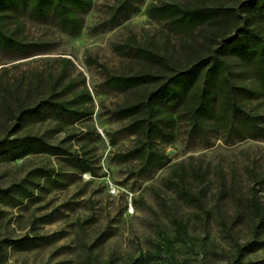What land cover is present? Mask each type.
Wrapping results in <instances>:
<instances>
[{"label":"rangeland","instance_id":"obj_1","mask_svg":"<svg viewBox=\"0 0 264 264\" xmlns=\"http://www.w3.org/2000/svg\"><path fill=\"white\" fill-rule=\"evenodd\" d=\"M170 1L202 0H142L136 13L115 26L110 13L117 0H93L76 35L47 20L25 16L21 32L34 43L35 51L26 57L0 52V79L6 82L55 69L59 56L72 61L74 68L69 73L84 76L94 112L90 120L69 127V133L77 134L70 141L71 148L78 150L86 143L104 175L73 172L62 158L47 154L32 153L14 161L0 155V188L35 169H54L56 179L46 184L41 179L33 195L17 206L8 204V199L0 201V240H18L7 248L3 264H237L233 243L252 239L251 220L240 204L249 190L245 168L264 171V139L229 144L213 136L209 146H202L180 132L161 144L168 161L147 178L132 174L138 169L137 162L117 161V154L134 144V136L117 134L120 123L106 115L105 109L121 101L122 95L104 86V76L134 68L133 51H118L132 37L138 43L162 46L167 54L179 49L180 38L164 22L146 14L149 4ZM87 124H92L96 133ZM43 128L45 125L40 131ZM103 130L114 134L115 145ZM83 133L85 138L78 141ZM174 171L183 174L186 187L202 194L204 208L210 210L208 216L179 195V177ZM57 172L61 174L55 175ZM259 189L264 201V184ZM237 197H241L239 203ZM238 207L241 212L236 216ZM34 218L39 219L32 225ZM221 221L230 226L223 229ZM104 229L106 239L98 245L95 236ZM26 235L45 238L21 248ZM262 257L264 249L242 261Z\"/></svg>","mask_w":264,"mask_h":264},{"label":"trees","instance_id":"obj_2","mask_svg":"<svg viewBox=\"0 0 264 264\" xmlns=\"http://www.w3.org/2000/svg\"><path fill=\"white\" fill-rule=\"evenodd\" d=\"M141 1L117 0L110 13L111 25L136 13ZM92 4L93 0H0V52L26 57L35 51L34 43L21 32L25 16L47 20L76 35ZM146 14L164 22L181 41L179 49L168 54L162 46L138 43L135 37L118 47L120 53L133 51L134 68L105 73L104 86L122 95L121 101L105 112L120 123L116 133L134 136V144L118 153L117 161L137 162L138 169L132 174L147 178L168 161L161 144L169 143L180 132L202 146H209L213 136L229 144L264 139V0L151 3ZM55 62L59 64L55 69L35 72L27 79H0V155L14 161L32 153L47 154L62 158L73 172L104 176L86 143L78 150H72L70 144L77 134L69 133V127L90 120L94 112L84 76L69 73L74 66L68 57L59 56ZM42 125L45 128L40 131ZM87 125L96 133L92 124ZM103 132L115 145L114 134ZM85 134L77 140H83ZM245 172L249 190L244 200L237 197V201L248 212L252 239L233 243L234 261L264 264V257L242 261L264 249V201L259 198L264 171L248 166ZM53 174L54 169L28 172L18 182L0 188V201L21 204L33 195L41 179L45 184L55 182ZM174 174L179 177V195L208 216L210 210L204 208L202 194L186 187L182 173ZM240 212L238 207L235 215ZM38 219H32L31 224ZM221 226L226 229L230 225L221 221ZM105 232L95 236L98 245L105 241ZM25 238L21 248L45 236ZM17 241L8 237L0 240V264L6 260L7 248Z\"/></svg>","mask_w":264,"mask_h":264}]
</instances>
